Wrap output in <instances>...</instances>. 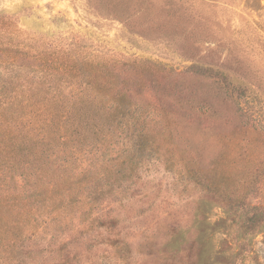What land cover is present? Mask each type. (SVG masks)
<instances>
[{
	"label": "trees",
	"instance_id": "obj_1",
	"mask_svg": "<svg viewBox=\"0 0 264 264\" xmlns=\"http://www.w3.org/2000/svg\"><path fill=\"white\" fill-rule=\"evenodd\" d=\"M46 59L54 65L34 68L31 77L19 68L0 74V264L22 263L30 241L45 242L41 261L55 254L54 264H80L78 254L70 259L74 237L52 229L74 228L76 215L84 226L73 232L118 227V217L100 213V200L132 198L159 163L174 174L180 195L200 188L224 208L226 217L210 223L209 204L200 202L193 264H237L264 227V151L251 140L243 151L242 139L229 132L264 133V120L245 107L226 73L198 64L176 71L150 60L78 61L57 53ZM228 106L241 123L230 119ZM226 223L242 241L237 251L224 241L214 252L212 236ZM187 233H168L167 260L182 250ZM110 244L127 264L129 244L118 237Z\"/></svg>",
	"mask_w": 264,
	"mask_h": 264
},
{
	"label": "rangeland",
	"instance_id": "obj_2",
	"mask_svg": "<svg viewBox=\"0 0 264 264\" xmlns=\"http://www.w3.org/2000/svg\"><path fill=\"white\" fill-rule=\"evenodd\" d=\"M40 53L49 59L56 53L68 54L78 61L150 60L176 71L191 64L218 68L244 93L245 107L264 120V0H0V74L19 68L31 77L34 68L52 67ZM169 83L178 85L166 80ZM23 84L20 87L26 88ZM228 115L239 124L233 106H228ZM230 130V135L242 139L243 151L250 147L245 140L264 151L263 132ZM175 183L174 174L159 163L143 174L132 198L100 200V213L118 217V227L73 232L84 226H79L76 215L74 228L64 231L55 226L53 233L62 239L74 237L70 257L78 254L80 264H125L110 244L113 237L129 244L127 264H193L200 202L209 204L210 223L226 215L222 204L200 188L191 186L180 195ZM227 224L212 236L214 252L224 241L235 248L232 251L239 248L242 240ZM180 227L188 232L187 242L167 260L164 242L173 228ZM26 245L27 254L16 264L41 261L39 250L45 242ZM55 257L44 255L41 262L54 264ZM237 264H264V227L252 236Z\"/></svg>",
	"mask_w": 264,
	"mask_h": 264
}]
</instances>
